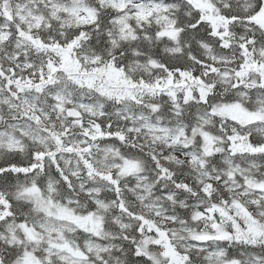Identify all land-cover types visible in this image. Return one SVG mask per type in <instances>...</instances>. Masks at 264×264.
I'll return each instance as SVG.
<instances>
[{
  "label": "snow or ice",
  "instance_id": "6c2138e0",
  "mask_svg": "<svg viewBox=\"0 0 264 264\" xmlns=\"http://www.w3.org/2000/svg\"><path fill=\"white\" fill-rule=\"evenodd\" d=\"M0 264H264V0H0Z\"/></svg>",
  "mask_w": 264,
  "mask_h": 264
}]
</instances>
